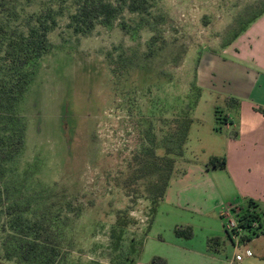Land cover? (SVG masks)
<instances>
[{
	"label": "rangeland",
	"instance_id": "rangeland-1",
	"mask_svg": "<svg viewBox=\"0 0 264 264\" xmlns=\"http://www.w3.org/2000/svg\"><path fill=\"white\" fill-rule=\"evenodd\" d=\"M76 1L0 0V18L20 30L31 13L52 9L57 17L48 34L52 50L39 61L18 106L26 126L23 150L0 180V264H17L6 258L4 246L9 236L5 208L14 201L30 204L29 220L50 219L60 242L56 264H150L154 256H169V264H192L169 240L172 226L193 218L165 204L148 231L150 203L141 196L133 202L130 195L143 192L145 182H136L128 165L153 140L160 145L166 119L186 109L193 122L185 157L208 164L210 154L232 138L234 132L223 124L219 134H209L214 110L229 114L234 108L222 99L231 88L228 74L218 62L207 61L225 57L222 50L264 10V0H151L152 13L164 17L157 30L137 28V17L124 12L112 26L97 24L86 36L73 35L67 26ZM153 35L156 42L149 44ZM185 165L177 159L173 176H180ZM246 207L241 202L232 209ZM124 210L136 224L114 252L110 231L116 213ZM194 220L195 242L215 229L224 233L220 259L235 257L226 218ZM230 236L240 241L247 234Z\"/></svg>",
	"mask_w": 264,
	"mask_h": 264
},
{
	"label": "trees",
	"instance_id": "trees-1",
	"mask_svg": "<svg viewBox=\"0 0 264 264\" xmlns=\"http://www.w3.org/2000/svg\"><path fill=\"white\" fill-rule=\"evenodd\" d=\"M1 6L0 3V8ZM124 12L137 17L135 20L137 28L144 27L155 31L164 22L161 14L152 13L151 0H116V2L77 0L74 12L68 17L67 26L73 35L86 36L97 24L105 27L112 26ZM263 14L264 10L236 34L228 45ZM22 26L23 29L20 30L12 27L8 19L0 18V180L5 175L6 166L23 150L26 126L18 113V106L30 85L39 61L52 50L48 34L56 28L57 17L52 9H44L27 15ZM120 28L126 32L128 28L126 22L122 21ZM154 40H156L155 35L151 37L149 44L155 43ZM151 55L152 49H149L148 56ZM224 100L227 107L236 109L239 106V101L236 99L225 98ZM257 111L264 115V111L260 109ZM214 120L215 131L221 130L219 125L228 124V116L218 109L214 110ZM192 122L188 109L166 119L167 131L161 144L156 145V141L153 140L150 147L135 152L129 162L128 169H134V180L136 182L143 180L145 187L143 192L131 191L132 194L127 192V196L134 195L133 202L137 200V196L149 201L151 219L148 222V229L157 207L163 201L166 190L174 178V167L177 159L183 156ZM236 137L237 133H232V138ZM157 148L162 149L161 155L156 153ZM225 166V158L213 157L208 161L206 168L223 170ZM1 196L3 193L0 191V198ZM245 202L247 203L245 209L240 208L239 211H234L231 208L236 221V229L231 232V235L237 238L239 232L243 231L245 235L247 234L240 242L264 235V227L259 223V217L255 211L256 205L252 200ZM29 208L30 204L22 206L19 201L8 203L5 208L6 224L9 228V236L4 244L6 258L8 260L15 258L17 264H56L60 256V242L52 230L50 219L40 217V219L29 220L25 217ZM221 219H223L222 216ZM135 224L136 221L127 210L116 213L114 225L110 231L112 251L120 250L124 232ZM225 233L227 237L232 238L226 230ZM173 234L176 238L184 240H190L194 235L192 228L188 226L175 227ZM214 242L217 240H209L208 247H212ZM150 264L167 263L165 259L154 256Z\"/></svg>",
	"mask_w": 264,
	"mask_h": 264
},
{
	"label": "crops",
	"instance_id": "crops-1",
	"mask_svg": "<svg viewBox=\"0 0 264 264\" xmlns=\"http://www.w3.org/2000/svg\"><path fill=\"white\" fill-rule=\"evenodd\" d=\"M220 55L225 57L217 55L207 62L210 65L218 62L228 74L231 88L228 96L222 99L239 101L238 108L230 110L232 113L223 111L228 116L225 130L236 132L237 137L228 136L218 152L210 154V157L224 156L226 166L223 170L209 169L206 168V160L197 163L191 157H185L189 134L182 156L186 162L184 171L171 180L148 231L156 223L160 207L167 204L180 215L187 214L193 218L171 228L173 237L169 244L185 258L183 260L192 261V264H264V235L244 242L227 237L236 242L232 244V254L240 256V260L232 256L229 261H222L220 251L224 233L209 229L196 242L195 230L190 240L178 239L173 234L175 227L195 229L194 218H209V215L218 214L221 219L224 211L246 200L254 202L259 223L264 227V115L257 111H264V14L226 46ZM237 74L239 78H236ZM198 87L201 90L199 83ZM212 117L215 122L214 115ZM214 124L209 130L210 135L222 131H215ZM212 239L217 242L208 247L207 243ZM239 251L241 255H238ZM163 259L169 264V256Z\"/></svg>",
	"mask_w": 264,
	"mask_h": 264
},
{
	"label": "built area",
	"instance_id": "built-area-1",
	"mask_svg": "<svg viewBox=\"0 0 264 264\" xmlns=\"http://www.w3.org/2000/svg\"><path fill=\"white\" fill-rule=\"evenodd\" d=\"M221 216H222V218H226L227 219L226 231L228 233H231L233 230L236 229V221H235V219L233 217L231 209H227L226 211H224ZM235 260L239 261L240 260V256H235Z\"/></svg>",
	"mask_w": 264,
	"mask_h": 264
}]
</instances>
